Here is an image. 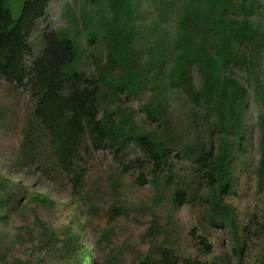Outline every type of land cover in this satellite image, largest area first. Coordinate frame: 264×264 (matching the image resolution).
Here are the masks:
<instances>
[{"label":"trees","instance_id":"1","mask_svg":"<svg viewBox=\"0 0 264 264\" xmlns=\"http://www.w3.org/2000/svg\"><path fill=\"white\" fill-rule=\"evenodd\" d=\"M47 2L0 0V87L27 102L20 121L0 105V129L18 130L0 162V264H244L245 252L264 264V111L258 201L242 213L230 200L251 146L239 78L262 92L261 0H75L64 26L39 29ZM98 152L103 186L90 179ZM146 185L138 239L112 248L131 209L117 190ZM61 198L72 207L54 226L36 207ZM192 202L204 225L182 235L176 214ZM211 227L230 248L207 259Z\"/></svg>","mask_w":264,"mask_h":264},{"label":"rangeland","instance_id":"2","mask_svg":"<svg viewBox=\"0 0 264 264\" xmlns=\"http://www.w3.org/2000/svg\"><path fill=\"white\" fill-rule=\"evenodd\" d=\"M75 0H48L47 6L45 8L43 17L39 24V29H43L45 26H50L51 28H56L64 26L66 23L64 17V11L67 5L74 6ZM78 1V0H76ZM263 5V13L260 16L264 21V0H261ZM36 36V32L33 33L32 37ZM262 70L259 77L263 83H259L262 87V92L259 95L256 92V86L253 82H247L239 78L245 85L248 86L249 97H248V108L246 113L247 122L250 126V136H251V146H247L245 155V164L239 169L237 186L235 187V195L230 198V200L236 205L239 212H248L257 203V197L253 193V169L256 165L258 159V151L256 147V129L254 126L257 115L264 111V60L262 61ZM81 69L89 71L87 67V62L81 61ZM235 75L239 73L235 72ZM143 99V97H142ZM128 100L136 105L140 100L137 97H130ZM0 105H4L8 111L17 117V121L23 116L27 109V102L25 97L19 95L18 92L12 91L11 93L4 88L0 87ZM20 121V120H19ZM18 141V130H4L0 129V162L1 157L4 154H9L15 149L16 143ZM92 168L90 173V179H93L92 183L95 185H104L105 183V169L110 164L109 158L106 154L98 152L93 153L90 157ZM181 166H189L190 164L180 163ZM2 165L0 164V167ZM180 172L184 174L183 169ZM119 193L128 204L131 209L129 211V216L119 222L118 233L112 237L111 247L115 248L120 246L124 241V238H129L130 240H137L145 221L144 212L142 207L147 203L149 204V199L151 197L152 189L146 185L143 187H129L126 190H117L116 194ZM109 191L105 192L102 196L104 198H110ZM59 207L54 211H47L44 208L36 207V211L40 217L47 220L54 226L60 225L66 214L71 210L72 205L68 203L67 200L61 198L59 201ZM198 206L196 203L192 202L185 204L179 208L176 214V221L181 234L184 235L187 229L193 225L203 226L204 223L200 225ZM210 235L209 240L214 244V252L211 255L203 256V258L209 259L212 256L220 254L222 251L230 248V242L228 237L219 228L211 227L209 228ZM125 256V255H124ZM253 254H248L245 252V257L243 259L244 264H254ZM129 258L127 256L123 257V264H126Z\"/></svg>","mask_w":264,"mask_h":264}]
</instances>
